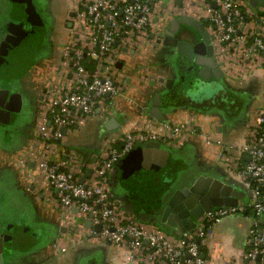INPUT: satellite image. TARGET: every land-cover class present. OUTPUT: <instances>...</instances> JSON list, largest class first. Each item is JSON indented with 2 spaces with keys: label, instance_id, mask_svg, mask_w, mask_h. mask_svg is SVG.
Returning a JSON list of instances; mask_svg holds the SVG:
<instances>
[{
  "label": "crops",
  "instance_id": "1",
  "mask_svg": "<svg viewBox=\"0 0 264 264\" xmlns=\"http://www.w3.org/2000/svg\"><path fill=\"white\" fill-rule=\"evenodd\" d=\"M211 1L157 0L147 31L118 41L107 58L98 60L90 55L97 49L79 17L82 0H0V108L10 112V122H0V221L13 236L4 264H169L147 249L130 260L127 246L90 235L87 220L76 208L62 209L38 169L41 130L44 121L50 125V97L75 83L67 47L71 54L85 51L86 68L112 74L122 87L94 115L76 119L55 140L52 153L61 168L67 169L75 156L83 161L76 169L79 180L89 169L88 178L93 176L125 133H162L166 123L186 125L174 143H162L168 156L139 143L109 170V189L123 222L133 219L177 234L161 222L159 196L167 186L186 189L196 182L199 191L211 195L233 196L238 203L252 199L238 174L248 161L239 148L264 108V56L245 58L241 48L214 37ZM181 15L209 19L205 27L219 78H203L195 61L157 42L160 29ZM181 28V38L205 55L201 34L191 26ZM158 94L156 116L152 109ZM251 221L250 213H235L214 226L202 242L208 264H264L246 257Z\"/></svg>",
  "mask_w": 264,
  "mask_h": 264
},
{
  "label": "built area",
  "instance_id": "2",
  "mask_svg": "<svg viewBox=\"0 0 264 264\" xmlns=\"http://www.w3.org/2000/svg\"><path fill=\"white\" fill-rule=\"evenodd\" d=\"M156 1L82 0L83 11L79 17L97 49L91 50L90 55L98 60L107 58L118 41H128L136 34L145 33L152 23ZM212 1L217 4L215 8L208 4L214 37L221 43L241 48L245 58L264 56V6H253L248 0ZM248 23L255 26L249 28ZM84 55L83 50L72 54L70 47L65 50V56L71 58L74 69V87L50 97V125L44 121L41 130L44 148L37 158L38 169L55 189L62 209L76 208L85 220L92 222L93 227L100 224V231L89 228L90 235L127 246L130 260L136 259L139 250L147 249L154 257L169 264H208L202 252V242L212 234L214 226L226 216L250 213L252 221L246 257L252 261L264 260V108L239 148L248 161L240 167L238 174L250 189L251 200L233 206L213 207L196 221L194 229L174 235L158 226L143 225L133 219L123 222L109 189V170L139 143H174L185 132L186 125L166 123L162 133L151 130L125 133L121 146L112 148L109 156L94 170L93 176L80 183L76 169L82 167L83 161L75 156L69 160L67 169L61 168L52 153L55 140L62 139L64 129L72 126L76 119L94 115L108 97H115L122 91L112 74L89 71L83 64ZM56 247L66 249L58 243Z\"/></svg>",
  "mask_w": 264,
  "mask_h": 264
},
{
  "label": "water",
  "instance_id": "3",
  "mask_svg": "<svg viewBox=\"0 0 264 264\" xmlns=\"http://www.w3.org/2000/svg\"><path fill=\"white\" fill-rule=\"evenodd\" d=\"M249 2L253 6H264V0H249ZM211 6L214 8L217 7L216 2L211 1ZM208 22V18L199 20L188 15H181L172 20L168 26L160 29L158 35L159 39L157 40L158 43L162 42L164 45L176 47L179 54L186 56L200 65V75L205 79H208L212 75L216 78L222 75L219 65L214 58V44L212 43L211 35L205 27ZM182 25L191 26L201 34L207 47V53L205 55L197 54L193 44L181 38L180 32ZM171 81H169L168 86H170ZM160 96V94L156 96L152 109V113L156 116H158L160 112ZM0 122L6 124L10 122L9 111L0 108ZM110 123H114V120L112 119ZM146 147L149 152L155 150L168 156V151L163 150L160 141H150L146 143ZM161 165L164 164L162 163ZM92 172L93 170L89 169L84 176H81L79 180L80 183H84L85 179L90 177ZM198 185L199 184L195 182L186 189L167 186L159 196L162 209L161 222L166 224L169 228L176 230L177 234L194 229L196 221L202 217L206 211L211 210L213 207L233 206L238 204V199L236 197L211 195L210 190L199 191ZM86 223L87 227H93L90 220H87ZM3 229L4 227L0 221V264H4L7 245L13 240V236L5 233ZM8 229L10 228L8 227ZM94 229L100 231L101 225L96 224Z\"/></svg>",
  "mask_w": 264,
  "mask_h": 264
},
{
  "label": "trees",
  "instance_id": "4",
  "mask_svg": "<svg viewBox=\"0 0 264 264\" xmlns=\"http://www.w3.org/2000/svg\"><path fill=\"white\" fill-rule=\"evenodd\" d=\"M85 59V58H84ZM89 71H91V72H93V71H95V69H94V67H92V66H88V68H87Z\"/></svg>",
  "mask_w": 264,
  "mask_h": 264
}]
</instances>
